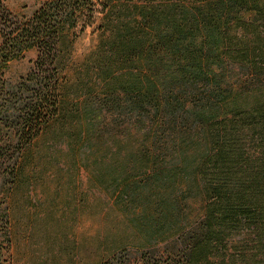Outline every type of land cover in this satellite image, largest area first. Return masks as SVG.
I'll use <instances>...</instances> for the list:
<instances>
[{
	"label": "trees",
	"instance_id": "obj_1",
	"mask_svg": "<svg viewBox=\"0 0 264 264\" xmlns=\"http://www.w3.org/2000/svg\"><path fill=\"white\" fill-rule=\"evenodd\" d=\"M3 1L0 158L57 113L61 34H79L98 12L97 30L113 32L112 18L134 6L138 19L131 11L118 18L124 31L110 48L112 61L124 65L108 70L106 97L89 98L119 107L123 129L115 139L135 152L142 184L155 177L167 188L178 170L186 192L204 195L188 216L184 247L168 257L173 264H264V55L230 57L233 29L242 28L247 10L264 19V0H41L26 19L13 17ZM31 47L38 51L32 68L8 82L4 67ZM241 69L249 74L233 79Z\"/></svg>",
	"mask_w": 264,
	"mask_h": 264
},
{
	"label": "rangeland",
	"instance_id": "obj_2",
	"mask_svg": "<svg viewBox=\"0 0 264 264\" xmlns=\"http://www.w3.org/2000/svg\"><path fill=\"white\" fill-rule=\"evenodd\" d=\"M40 2L3 4L13 17L26 19ZM128 11L138 19L136 7L121 10L112 18L113 32L97 30L104 18L98 12L79 34L71 29L61 34L55 60L60 79L57 113L19 151L7 145L0 158V264H173L168 255L176 246L184 247L188 216L197 214L204 195L186 192L178 170L167 188L155 177L142 184L135 152L126 153L125 139H115L123 129L119 107L93 104L89 98L106 97L112 88L104 81L108 70L124 65L112 61L110 48L124 31L118 18ZM243 16L242 28L233 29L230 57H260L264 19L251 10ZM37 53L31 47L11 59L3 77L15 82L26 75ZM243 70L238 75L233 71L232 78L249 74ZM129 154L132 160L125 162Z\"/></svg>",
	"mask_w": 264,
	"mask_h": 264
}]
</instances>
